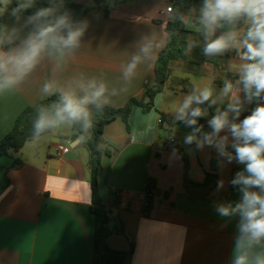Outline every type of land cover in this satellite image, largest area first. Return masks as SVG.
Returning <instances> with one entry per match:
<instances>
[{
    "label": "crops",
    "instance_id": "crops-1",
    "mask_svg": "<svg viewBox=\"0 0 264 264\" xmlns=\"http://www.w3.org/2000/svg\"><path fill=\"white\" fill-rule=\"evenodd\" d=\"M19 1L35 7L37 2L89 5L96 0ZM104 1L109 16L102 5L76 20L74 28L83 30L77 48L64 55L45 53L29 75L0 93V140L27 107L53 94L72 92L83 98L90 94L89 85H103L104 95L92 103L119 108L132 98L141 99L154 85L157 55L167 45L166 25L172 19L163 13L173 1ZM0 4V33L11 37L3 45L6 51L19 46L37 24H48L46 16L32 22L35 15L14 16ZM201 11L190 8L183 17L191 33L184 51L171 62L155 107L144 112L136 106L127 122L117 118L104 128L101 147L109 152L102 156L99 195L112 219L110 248L130 252L124 264H234L238 255L242 214L220 212L244 202L247 186L239 177L249 175L236 153L242 140L231 126L264 106V92L256 96L255 89L246 91L241 83L242 67L248 63L243 47L247 19L221 21L209 34ZM230 32L237 33L235 44L216 56L206 53L209 40ZM46 84L52 85L51 92L44 90ZM204 89L211 91L210 98L197 102ZM189 97L192 103L181 112ZM196 108L201 125L169 124L170 118ZM224 113L227 123L217 133L209 122ZM73 134V123L62 124L19 152L0 157V264H94L90 152ZM59 145L70 152L57 155ZM16 159L23 164L13 168ZM208 174L216 180L207 182ZM148 179L155 181L149 212ZM247 190L264 196L259 186ZM261 254L264 240L249 250L251 259Z\"/></svg>",
    "mask_w": 264,
    "mask_h": 264
},
{
    "label": "clouds",
    "instance_id": "clouds-1",
    "mask_svg": "<svg viewBox=\"0 0 264 264\" xmlns=\"http://www.w3.org/2000/svg\"><path fill=\"white\" fill-rule=\"evenodd\" d=\"M7 5L8 0H0ZM27 5L20 4L12 10L16 15ZM48 10L38 12L31 17L32 22L48 15ZM246 18L249 27L245 34L243 47L246 49L244 58L248 63L242 67V80L246 91L255 89V95L264 92V0H205L201 11V22L209 34L213 33L221 21L234 22ZM83 30L74 28L67 16H60L55 21L40 25L29 34L23 42L10 50H4L6 40L11 42V37L0 33V93L13 88L20 83L40 62L45 53H59L64 55L79 46ZM237 42V33L230 32L209 40L205 51L207 54L223 52ZM135 64L129 66V71ZM230 87V85L228 86ZM90 94L82 99L77 98L72 92L64 93L61 101L53 105L51 110H42L35 122V129L43 132L47 129L58 127L62 124L82 122L87 128L90 126V112L87 104L95 102L104 95L105 87L94 84L89 85ZM46 92L52 91V85L46 84ZM211 91L204 89L197 102L210 98ZM193 98L189 97L180 109H187ZM199 108L193 109L192 116H200ZM226 113L215 116L209 123L215 132L221 131L226 123ZM190 120V124H195ZM233 135L242 140L235 145L238 160L246 164L248 176L240 175L239 180L247 186H259L264 190V106L257 107L247 116L242 123L232 124ZM188 141L193 139L189 136ZM234 181V183L239 182ZM245 188L244 202L235 209L222 207L223 215H230L236 211L242 214L241 237L237 243V252L234 264H264V254L250 258L249 250L264 240V196L250 192Z\"/></svg>",
    "mask_w": 264,
    "mask_h": 264
},
{
    "label": "trees",
    "instance_id": "trees-1",
    "mask_svg": "<svg viewBox=\"0 0 264 264\" xmlns=\"http://www.w3.org/2000/svg\"><path fill=\"white\" fill-rule=\"evenodd\" d=\"M131 0H115L114 5L128 2ZM172 19L166 25V32L168 35L166 47L159 52L156 59V79L154 85L147 87L144 96L141 99L132 98L123 107H112L98 103H89L86 105L90 112V126L85 127L82 122H73V137H81L84 144L90 152V168L92 171V194H93V213L96 215V238H95V257L94 264H124L130 252L116 250L110 248L108 238L112 233L110 223L112 221L109 212L101 203L99 195L98 175L101 169L102 156L105 152H109L101 147L104 142V128L106 124L114 121L117 118H122L128 121L129 115L134 107H140L144 112H149L155 107V98L162 92L165 84L170 76L171 62L177 59L182 51H184L183 44L186 42L190 31L186 29L183 17L190 8L202 9L205 0H172ZM23 4L19 0H8L6 7L13 10L18 5ZM106 1L96 0L89 5L77 3H64L55 5L45 2H37L35 7L26 6L20 12L29 15H36L42 10H48L46 15L48 23L55 21L60 16H67L74 27L76 20L86 17L98 6L105 5ZM2 5V4H0ZM104 15L109 16L110 7H103ZM244 18H240L241 22ZM216 56V54H212ZM232 79L235 77L230 75ZM217 82V81H216ZM244 87L243 80H241ZM245 88V87H244ZM60 94H53L52 96L40 101L36 106L27 107L16 119L11 131L0 140V157L10 155L12 152H19L24 145L32 140H35L52 131L47 129L43 132H38L35 129V122L38 119L42 110H51L53 105L60 103ZM82 99V98H80ZM166 118V116H164ZM190 120H195V125H201L203 119L201 116H192V111L188 114L176 115L169 119V124L175 123L190 124ZM23 162L16 159L13 168L22 166ZM216 175L208 174L207 182L215 181ZM155 194V181L148 179L146 188V210L149 212Z\"/></svg>",
    "mask_w": 264,
    "mask_h": 264
},
{
    "label": "built area",
    "instance_id": "built-area-1",
    "mask_svg": "<svg viewBox=\"0 0 264 264\" xmlns=\"http://www.w3.org/2000/svg\"><path fill=\"white\" fill-rule=\"evenodd\" d=\"M173 13V10H172V6H169L167 7L166 11H164L163 14L165 15H171ZM245 119V118H244ZM159 124H163L164 123V119L163 118H160L158 120ZM171 141H174L173 139ZM70 152V148L68 146H65V145H59L58 146V153L57 155H65V154H68ZM146 205H147V202H146Z\"/></svg>",
    "mask_w": 264,
    "mask_h": 264
}]
</instances>
